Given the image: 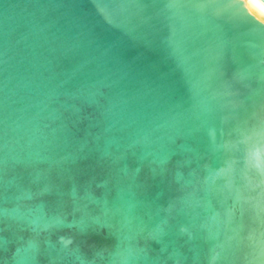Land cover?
Masks as SVG:
<instances>
[{"label": "water", "instance_id": "1", "mask_svg": "<svg viewBox=\"0 0 264 264\" xmlns=\"http://www.w3.org/2000/svg\"><path fill=\"white\" fill-rule=\"evenodd\" d=\"M0 264H264V20L0 0Z\"/></svg>", "mask_w": 264, "mask_h": 264}, {"label": "bare ground", "instance_id": "2", "mask_svg": "<svg viewBox=\"0 0 264 264\" xmlns=\"http://www.w3.org/2000/svg\"><path fill=\"white\" fill-rule=\"evenodd\" d=\"M247 7L259 18L264 20V4L260 0H244Z\"/></svg>", "mask_w": 264, "mask_h": 264}]
</instances>
